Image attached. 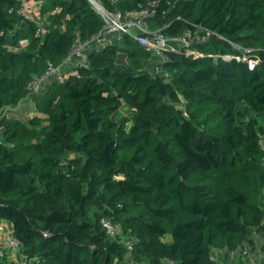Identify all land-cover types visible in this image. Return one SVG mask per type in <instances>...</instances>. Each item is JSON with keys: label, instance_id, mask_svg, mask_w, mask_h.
Here are the masks:
<instances>
[{"label": "trees", "instance_id": "obj_1", "mask_svg": "<svg viewBox=\"0 0 264 264\" xmlns=\"http://www.w3.org/2000/svg\"><path fill=\"white\" fill-rule=\"evenodd\" d=\"M41 1L45 34L18 0H0V115L35 104L27 121L0 122V222L32 260L20 264H216L214 249H254V233L264 236V136L250 118L264 121V0H159L150 33L206 35L191 47L198 56L167 51L166 78L123 36L91 51L79 77L34 93L35 76L104 27L88 0ZM102 1L122 12L145 3ZM104 218L121 227L116 239Z\"/></svg>", "mask_w": 264, "mask_h": 264}, {"label": "built area", "instance_id": "obj_2", "mask_svg": "<svg viewBox=\"0 0 264 264\" xmlns=\"http://www.w3.org/2000/svg\"><path fill=\"white\" fill-rule=\"evenodd\" d=\"M88 1L104 22L103 29L89 40H77L72 46L70 55L60 66L56 67L49 63L47 73L43 76H35L30 84L29 87L34 93L44 92L53 79L64 82L70 76L75 75L79 77L78 69L89 65V53L93 50L104 49L108 44L112 43L116 37H133L143 48L153 55V58L148 62L146 68L152 74H160L166 78H168V74L163 72L160 63L165 61V53L167 51L180 52L186 50L188 56L193 55L196 57L200 53L191 48L192 45L207 39L206 35L202 36L198 34V32L193 33L192 31H187L183 36L172 37H167L158 31L151 34L146 23L156 13L159 0H145V3L141 5L140 9L126 12L112 10L102 0ZM109 1L115 3L117 0ZM18 2L19 14L27 20L41 24L38 34H45L47 31L46 24L40 22L42 1L18 0ZM202 31L204 32L205 30ZM253 64L255 63L253 62ZM22 102H24V100L21 101L18 106L21 105ZM18 106H16V108ZM11 110H13L12 107L4 109L3 113L0 115V122L4 117H8ZM1 131L2 127L0 125V132ZM101 224L111 238L116 239L118 235L121 234V227L116 225L111 219L104 218ZM256 235L257 234L254 233V236ZM44 236L47 237L48 235L44 234ZM131 247L130 245V248ZM0 250L14 257L15 264L32 261L26 253H24L23 244L14 233H11L1 241Z\"/></svg>", "mask_w": 264, "mask_h": 264}, {"label": "crops", "instance_id": "obj_3", "mask_svg": "<svg viewBox=\"0 0 264 264\" xmlns=\"http://www.w3.org/2000/svg\"><path fill=\"white\" fill-rule=\"evenodd\" d=\"M46 18H44L45 20ZM43 20V19H42ZM118 38V37H116ZM121 38V37H120ZM50 83L48 84V86ZM48 88V87H47ZM46 88V89H47ZM35 111V104L32 99H26L17 108L10 111L8 117L19 119L21 121H27ZM264 202V199H263ZM13 233V225L8 221L0 222V243L1 241ZM255 248L248 247L247 244L241 246L236 251H229L227 249H214L213 258L216 264H257V261H252V254L257 250V246L260 245V249L264 248V236L257 234L254 236ZM264 255V252H263ZM0 264H15L14 257L1 252L0 250Z\"/></svg>", "mask_w": 264, "mask_h": 264}, {"label": "rangeland", "instance_id": "obj_4", "mask_svg": "<svg viewBox=\"0 0 264 264\" xmlns=\"http://www.w3.org/2000/svg\"><path fill=\"white\" fill-rule=\"evenodd\" d=\"M46 21H47L46 19L45 20L40 19V22L43 24H46ZM118 38H120V37H118ZM15 108L16 107H12V109H15ZM250 118H252L255 121L260 133L262 134V136H264V121L260 117H257L256 114H254L252 111H251ZM221 122L222 121H220L219 118H215V117L213 118L212 117L211 121L208 125V128L210 129L211 127L216 126V127H218L217 131L221 132L224 128L223 125H222V127L220 126ZM173 155H174L176 162H179L182 159L181 154H180V150H179L177 144H174ZM173 170H175V165L173 167ZM187 184L189 186L209 185L206 180H200L199 177H191V179L187 181ZM124 237H125V240L128 244L133 245L132 244V242H133L132 238H130V237L128 238V235H126V234H124ZM251 256H252V261H257L256 262L257 264H264V255H263L262 249H260V245L257 246V250Z\"/></svg>", "mask_w": 264, "mask_h": 264}]
</instances>
